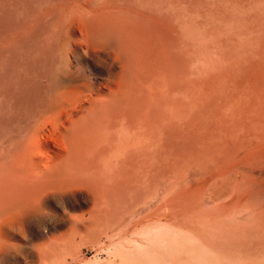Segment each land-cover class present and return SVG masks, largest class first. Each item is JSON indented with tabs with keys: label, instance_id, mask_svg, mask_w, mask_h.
<instances>
[{
	"label": "bare ground",
	"instance_id": "bare-ground-1",
	"mask_svg": "<svg viewBox=\"0 0 264 264\" xmlns=\"http://www.w3.org/2000/svg\"><path fill=\"white\" fill-rule=\"evenodd\" d=\"M151 175L149 246L231 207L264 246V0H0V232L85 189L94 237Z\"/></svg>",
	"mask_w": 264,
	"mask_h": 264
},
{
	"label": "rangeland",
	"instance_id": "rangeland-1",
	"mask_svg": "<svg viewBox=\"0 0 264 264\" xmlns=\"http://www.w3.org/2000/svg\"><path fill=\"white\" fill-rule=\"evenodd\" d=\"M137 106L144 122H149L147 113L153 115L154 109L149 110L148 104ZM142 136L139 133V137ZM142 165L140 171L145 169ZM152 177H149L146 187L142 186L139 201L131 198L133 194L120 197L116 200L118 202L113 199L116 205L111 226L98 229L92 234L94 237L88 239H83L89 234L84 229L88 221L95 218L97 210V200L88 190L82 189L66 199L51 198L46 205L47 210L21 213L14 227L0 232V248L5 251L0 256V264H264V246L258 247V239L253 233L260 228L259 222L263 218L245 215L236 207L221 213L209 209L202 218L195 216L196 208H189V212L180 217L182 222L175 237L171 233L168 241L154 242L149 246L145 231L153 220H142L148 211L137 216L133 211L138 202L147 204L148 197L155 192ZM247 205L245 202L240 208ZM73 218L81 219L82 230L73 225ZM60 221L64 226L59 225ZM169 223L172 220L162 222L164 226ZM48 239L62 241L63 244L39 246ZM139 242L141 247L137 249ZM39 248L44 250L42 256Z\"/></svg>",
	"mask_w": 264,
	"mask_h": 264
}]
</instances>
